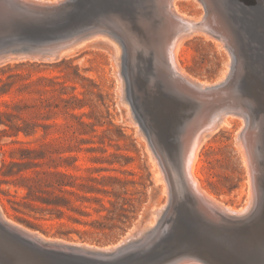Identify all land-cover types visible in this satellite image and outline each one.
<instances>
[{
    "label": "rangeland",
    "instance_id": "obj_1",
    "mask_svg": "<svg viewBox=\"0 0 264 264\" xmlns=\"http://www.w3.org/2000/svg\"><path fill=\"white\" fill-rule=\"evenodd\" d=\"M94 1L87 0L85 5ZM128 1H131V5ZM222 1H217L222 15L220 18L222 17L223 23L228 26L239 46L234 55L235 62L230 51L225 46L218 45L221 41L216 37L208 38L202 33H193L186 37L175 55L178 60L175 59L176 63L187 75L210 82V94L207 92L206 96L203 94L200 97L179 91L176 101L175 96L174 99L168 98V101L166 98L154 100V104L146 99V106L150 107L146 109L135 89L139 83L135 82L129 73L130 92L137 111L142 115L141 119L126 94L128 82L124 78L125 54L121 51L118 62L115 61L113 48L108 41L99 36L89 37L97 30L76 32V36L70 37V41L53 55L46 53L45 57L44 54L38 56L33 53L9 52L4 59H0V209L3 215L25 229L40 232L43 237L46 236V241L58 240L57 242L63 244L68 242L65 245L72 247L77 244V248L89 245L88 249H102L119 244L121 239L128 243L126 248L112 253L107 258L56 251L52 255L59 263L172 264L183 254L194 253L205 262L204 264L208 261L211 264H264V247L250 251L246 257H239V252L232 256L229 252V247L246 236L244 233L251 231L255 223L264 220V207L255 214L253 210L251 216L249 215L250 219L247 217L237 222L238 224L234 223L235 225L225 226L209 221L211 228L202 225L201 227L192 223L193 220L189 217L195 213L200 221H206L207 214L203 206L198 202L191 205L185 197L179 198L177 206L173 200L169 201L168 195L161 192L160 183L154 179V166L151 162L153 154L159 157L154 152L155 148L168 170L170 167L180 168L179 145L191 123L198 119L196 112L201 116L209 107L220 108V103L225 106L236 100V103L246 104L253 114L251 127L262 128L264 134V0ZM109 2L102 5L100 1L99 9L90 8V5L85 15L74 17L72 22L77 19L80 23L83 18V21L89 20L88 22L95 18L101 19L109 7L115 8L116 11L122 6L120 10L123 9V16L127 19L132 17V29L140 44L135 45V65L132 63L130 67V71L136 73L137 55L140 53L144 56L146 52H150L151 48L146 46L149 45L155 33L154 29L160 21L156 14V2ZM115 2H118V6ZM152 2L156 6L151 5ZM197 2L176 0L180 11L204 18L205 9ZM135 3L144 6L138 7ZM147 3H151L150 8ZM10 4L0 0V51L3 48L23 46L29 50L46 49L54 41L71 35L56 33L60 29L66 32L71 30L72 22L65 28L53 30L52 17H47L45 13L40 14L30 6H23L26 8L24 9L16 3ZM74 5V0H65L53 10V14L60 20H66L71 16ZM12 8L16 10L13 11ZM101 11L105 13L102 14ZM146 11L150 14L149 17H145L149 15ZM152 16H155L154 19ZM6 17L15 18L12 21L9 19L8 24ZM15 19L17 24L14 23ZM10 26L22 28L23 31L15 28V32ZM84 38L86 40L83 41ZM156 54L154 49V55ZM232 68L231 72L226 71ZM118 78H123V81ZM119 81L123 84L121 90ZM218 89L226 92L222 93ZM169 101L174 103L171 105ZM126 103L129 106H126ZM159 107L162 110H158ZM227 108L231 110L232 107ZM240 124V119L233 117L229 125L209 134L198 148L196 158L200 190L230 209L243 206L245 209L248 206V172H245L247 164L242 160L245 159L244 151L242 153V149H239L242 130ZM172 145L177 146L175 151ZM257 167L255 177L257 183H260L257 184L260 189L264 181L262 156H258ZM185 189V192L191 195L186 185ZM185 192L181 191V194L184 195ZM153 210H159L160 214L154 220L155 224L146 231L143 229L144 222L152 218ZM141 225L142 227H139ZM237 226L242 228L239 230ZM140 231L148 233L142 234ZM23 243L21 244L24 245ZM53 248L56 247L51 249ZM174 248L177 254L172 253ZM9 256L0 253V262L27 264L26 258L22 261L17 260L11 253Z\"/></svg>",
    "mask_w": 264,
    "mask_h": 264
},
{
    "label": "bare ground",
    "instance_id": "obj_2",
    "mask_svg": "<svg viewBox=\"0 0 264 264\" xmlns=\"http://www.w3.org/2000/svg\"><path fill=\"white\" fill-rule=\"evenodd\" d=\"M1 1H4V2L6 1L7 4L8 3L9 4L10 3H12V4L16 3L18 7H19V5H21L22 7L25 6V7H28V8L30 6L34 10H37L40 14L41 13H45V15L47 17L48 16L50 18L52 17L53 23H51V24L54 25V27H52V26L51 27L53 28V30H55V29L57 30V28L59 29V28H65V27L69 26V22H72L73 21L72 19L74 17L79 16V15H81V16L85 15L87 13V10H89L88 8L90 7V5H92L90 8L99 9L100 6L98 5V3L100 1H101L102 5H104L103 3L109 2V1H112V0H95L91 4L89 2V4H87V5H85L87 3V0H74L75 1L74 10H73V12L70 13L71 16L68 17L66 20H60L58 17H56L53 14V10L57 6H59L62 2H64L65 0H1ZM85 1H86V3H85ZM142 1H145V0H142ZM197 1H198L197 3L201 4L204 7V9H205V17L204 18H198V17L190 16V15L185 14L184 12L180 11L179 7H178V5L176 3V0H155L156 5H157V7H156L157 8V13L156 12L155 13L158 14L160 21H159L158 25L155 22V24L157 25L156 29H154L155 33H154L153 37H151V39L149 41V45L146 46L147 48H151L150 52H146V55L143 52L144 56H141L140 53H139V56L137 55V57H138V59H137L138 60V63H137L138 72H136V73L135 72L132 73L130 71V67H131L132 63L134 64V62H133V59H134L133 58V51H134L135 45L138 44V42H137V37L138 36L136 37V34H135L134 30L132 29L133 28V21L130 20L132 17L130 19H127V17L123 16V12H122L123 9H122V11L120 10L122 6H119L120 9L117 7L118 9H116V11L114 10L115 8L109 7L108 11L106 10V14L102 15L101 19H98V18L96 19L95 18L91 22H88L89 20L88 21H85V20L83 21L84 18L80 19V17H78L80 19V23H79V22L76 21L77 19L76 20L74 19V23L72 22L71 23L72 25H70V26H73V27H71L72 28L71 30L69 29V31L66 32V31H62L60 29L56 33V34H59V35H70V34L71 35L68 36V37H65L63 39H58V40L54 41L53 43L48 45V47H46V49H39V48L38 49H31L30 48V50H29L28 47H26V46H23V48H22L21 47L22 45L21 46L19 45V47H21V48H18V47L17 48H9V49L8 48H6V49L3 48L0 51V59L1 58L4 59V56L6 55V53H9V52H21V53H29V54L33 53L34 55H38V56L44 54L45 57H46V53L53 55L57 51H59L62 47H64L67 42L70 41V37L71 38L75 37L76 36L75 35L76 32H80V31H83V30H97V32H95L93 34L91 33L92 35H90V36L88 35V36L89 37H91V36H99V38H102V39H105L106 41H108L111 44L112 48H113L114 60L115 61L119 60L118 58H119V55H120L121 51H123L124 54H125L124 56H125V59H126V64H125V70L126 71H125L124 78H125V81L128 82V84H127V86H128L127 89L128 90H126V87H125V90H126V94L128 95L127 96L128 99H129L128 101H130L132 103L134 111H136V113L140 117L139 119H141L142 115L140 116L139 112L137 111V109L135 107V104H134V100H133L131 92H130V84H131L129 82V75L130 74H132L133 80L135 82L139 83V85L137 84L135 89H137V92L140 95L141 102H142V104L144 105V107L146 109L150 108V107L146 106V103H147L146 99L149 102H152L154 104V100L155 101L156 100L159 101L161 99H165L166 98V100L168 101V98L171 97V98L174 99V96H175L174 100L176 101V98L178 97V92L179 91H183V92H186V93H189V94H193V95H197V96H200V95L203 96V94L206 96V93L209 92V88H211L210 82L198 80V79H195V78L191 77V75H187L186 73H184L185 71L183 72L182 67L180 68L179 65H177L178 63H176L177 59H176L175 55L177 54L179 47L181 46L183 40L186 37H189L193 33H199V34L202 33V35L204 34L208 38H210L209 36H211V37L214 36L218 40L221 41V42H218V45H220V46L223 45V47L225 46V48L230 51V54H231L232 59L234 61V55L236 54V50H237V48L239 46H238V43H237L236 39L231 35V32L228 29V26H226L224 24L225 22L223 23L222 17L220 18V16H222V15H221L220 9L218 7L219 4H217V3H219V2H217L218 0L217 1H215V0H197ZM118 2H120V1H118ZM118 2H115V4L118 3ZM128 2L130 3L131 1H128ZM222 2H224V1H222ZM112 3H114V2H112ZM149 4H151V3H149ZM130 5H131V3H130ZM151 5H155V4L153 3ZM1 6H3V4ZM14 6H16V5H14ZM123 6L125 7V4ZM136 6L140 7L139 4L138 5L136 4ZM142 6H144V5H142ZM8 7H10V6H8ZM107 7H108V5H107ZM148 7L150 8L151 6L149 5ZM10 8H9V10H10ZM144 8H146V5H145ZM2 9H4V8H2ZM24 9H26V8H24ZM102 9L103 8H101V10ZM127 9H128V7H127ZM131 9H132V7H131ZM231 9L234 10L233 8H231ZM5 10H6V8H5ZM9 10H8V12H9ZM12 10H13V8H12ZM15 10H13V11H15ZM142 10H144V9H142ZM145 10L148 11L149 9H145ZM152 10H151V12H153ZM147 11H146V13H147ZM2 12H1V15H2ZM27 12H25V13H27ZM102 12L103 11H101V13ZM130 12H131V10H130ZM135 12H133V14ZM137 12L139 13L138 10H137ZM39 13H38V15H39ZM88 13H89V11H88ZM103 13H105V12H103ZM141 13H143V12H141ZM20 14H22V13H20ZM33 14L34 13H32V15ZM36 14H37V12H36ZM135 14L137 15V13H135ZM148 14L149 13H147V15ZM9 15H7V16H9ZM201 15L203 16V14H201ZM100 16H101V14H100ZM149 16H150V14L148 16H145V17H149ZM0 17H2V16H0ZM85 17H87V16H85ZM140 17H142V16H140ZM145 17H144V19H145ZM153 17H155V16H152V18ZM13 18H15V17H13ZM13 18L9 17V19H11V21H12ZM4 19H5V16H4L3 20ZM9 19H8V24L10 22ZM20 19H19V21H20ZM24 19H22V20L24 21ZM46 19H49V18H46ZM153 19L151 21H153ZM31 20L32 19H30V21ZM134 20H136V19H134ZM14 21H15L14 23H16V19ZM33 21H34V19H33ZM40 21H41V19H40ZM142 21H145V20H142ZM3 22H5V21H3ZM5 23H7V22H5ZM47 23H46V25H47ZM153 23H154V21H153ZM27 24H26V27H28ZM49 24L50 23H48V25ZM144 25H146L145 22H144ZM230 25H231V23H230ZM13 26L12 27L10 26V27L13 29L14 28ZM29 26H31V25H29ZM149 27H150V25H149ZM15 28H14V30L16 32L17 28L16 29ZM136 28H137V26H136ZM7 29H8V27H7ZM19 29H22V28H18L17 30H19ZM33 29H31V31ZM146 29H147V26H146ZM9 30H11V29L9 28ZM142 30H143V28H142ZM22 31H23V29H22ZM24 31H25V29H24ZM36 31H37V28H36ZM3 32L5 33V30ZM49 32H50V30H49ZM49 32H46V33L50 34L51 32L50 33ZM89 32H92V31H89ZM144 32H145V30H144ZM26 34H28V32ZM26 34H24V35H26ZM151 35L152 34H150V36ZM47 36H49V35H47ZM147 37H148V34H147ZM86 38L89 39L87 36H86ZM2 39H4V37H2ZM5 39H7V38H5ZM263 39H264V37H263ZM84 40H86V39L84 38L83 41ZM83 41H81V42H83ZM20 43H22V41ZM78 44H80V43H78ZM138 45H140V44H138ZM15 46H16V44H15ZM154 49L157 51L156 55H154ZM229 51H227V53H229ZM139 52H140V50H139ZM147 53H148V55H147ZM235 58H236V56H235ZM120 59H121V57H120ZM14 60H16V59H14ZM0 63H1V61H0ZM232 64H231V67L234 65V64L233 65ZM226 67L228 69L230 67V64H229V67L228 66H226ZM231 70H233V68L230 69V70H226V71H230L231 72ZM238 71H240V70H238ZM239 74H240V72H239ZM118 79L120 81L121 80L123 81V78L122 79L118 78ZM226 79H227V77H226ZM237 80H238V78H237ZM120 81H119V84H120L119 85V90H121V88H122L121 86L123 85L122 83H120ZM222 82H223V80H222ZM214 84H216V83H214ZM222 85H224V84H222ZM222 85H220V86H222ZM213 87H215V86H213ZM227 87H229V86H227ZM219 91H221V90H219ZM225 92H222V93H225ZM209 94H210V92H209ZM193 95H190V96H193ZM206 98H208V96ZM215 98H214V101H215ZM219 99H220V97H219ZM237 100H238V98H237ZM224 101H226V100H224ZM235 101H234L235 104L232 103V104H226L225 106H222V104L220 103L221 102V100H220V102H219L220 103V108L213 107V108L210 109L209 106L211 104H209V106L207 105L209 107V110L204 111L205 110V108H204L203 109L204 112H203V114L201 116H199L198 112H196L198 119L191 123L190 128L186 132L184 138L181 141V144L179 145V153H180V155H179V165H180V168H178L179 166H177L175 169L170 167L169 170H168L166 168L164 160L158 154V152L156 151L155 148H154V152H156V154L159 157L157 158L156 155H154L152 153L153 154V161H151V162H153L152 165L154 166V170H153L154 171V179H155L156 182L160 183L161 192L164 193L165 195L166 194L168 195L169 201L173 200V202L175 203V206H177V205H179L178 204L179 203L178 202L179 198L182 199L183 197H185L188 200L189 204L193 205L194 202H196V203L198 202L199 204H201L203 206V210L207 214V220L206 221L205 220L204 221H200L199 218H198V215H196L195 213H192L190 215V217H189V218H191L193 220L192 223L199 224V226L202 225V226H208L207 228H211L209 221L211 223H222L225 226L226 225L229 226L230 224H234V223L240 222L242 219L243 220L246 219L247 217H249V215L251 214V212L253 210H254L253 214H255V213H258L264 207V181L262 183L263 184L262 187L259 189L257 184H260V183H257L256 177H255V174L257 173V168H258L257 167L258 156H262L263 159H264V134L262 133V128L256 129L255 127H251L252 115L253 114L250 111V109L248 108V106L246 104L241 103V102L236 103ZM121 102H122V100H121ZM232 102H233V100H232ZM242 102H244V101H242ZM169 103L172 105V103H174V101L173 102L169 101ZM202 103H204V102H202ZM226 103H228V102L226 101ZM127 104L128 103H126V106H129ZM190 104H192V103H190ZM216 104H218V103H216ZM158 106H160V104ZM155 107H157V106H155ZM163 107H165V105H163ZM227 107H232V108H230L231 110H228L229 108H227ZM127 108H129V107H127ZM127 108H126V110H127ZM160 108L161 107H159L158 110H160ZM161 110H162V108H161ZM128 111H129V109H128ZM200 112H202V110ZM126 114L128 115V113H126ZM157 117H160V116H157ZM193 117H192V119H193ZM233 117L239 118L240 122H241V124H240L241 127H242V130L240 132L241 148H239V149H242V150H240V152L242 151V153L244 151L245 159H242V160H243V162L246 161L245 163L247 164V168H245V169H247V171L245 170V172H248L246 174L247 175L246 177H248L247 178L248 189H247V198H246V199H248L247 200L248 201V206H247V208L245 207V209H243L244 206L242 208H239V209H233V208L230 209L228 206H222L223 204L221 202H217L212 197L206 196L204 191H201L202 189L200 190V187L198 185V179H197L198 178V174H197V171H196V158H197L198 148L200 147L202 142L205 140V138L209 134H211L212 132L220 129L222 126L229 125ZM194 118H196V117H194ZM147 128H148V126H147ZM235 137H236V135H235ZM238 139H237V143L239 141ZM152 146H153V144H152ZM172 147H173L174 151H175V149H177L176 145H172ZM172 147H170V148L172 149ZM150 153H151V151H150ZM150 156H151V154H150ZM148 157H149V154H148ZM159 160H160V165H159ZM258 178L259 177H257V179ZM185 185L188 187V189L190 191L189 193H191V195L188 194L187 191L185 192V190H186L185 189ZM181 191H184L185 194L182 195ZM162 206H159V207H162ZM241 210H243V211H241ZM151 212H152V218L150 220L144 222L143 229H146V231L150 230V227L153 225V223L155 224L154 220L156 219V217L158 218L157 215L160 214L159 210L158 211L157 210H153ZM193 214H195L194 217H193ZM249 219H250V217H249ZM9 220L6 218V216L3 215V213H2V211L0 209V232L6 234L12 240L11 243H7V244L0 243V253L2 255H5L6 257H10L9 253H11V254L15 255L17 260L18 259L22 260V259L26 258L25 260H27L26 261L27 264H62V263H59L55 259V257H53V255H52V253H54L56 251H67V252H69L71 254H78V255L81 254V255H84V256L92 257V258H107L112 253H115V252H117L118 250H120V249H122L124 247L126 248L127 244H128V243L124 242L123 239H121V241L123 240L122 243H120L121 242L120 241L119 244H117V245H114V246H111V247L109 246L107 248H104V247L102 248L101 247L102 249H99L100 247H98V249H95V248L93 249V248L89 247L90 249H88L87 246H89V245H86L87 248L86 247L84 248L83 246H85V245L82 246L81 244H80L82 246L81 248H77L76 247L77 244L76 245L73 244V246H75V247H72L71 245L70 246L69 245H65V244H68V242L63 244L61 242H57L58 240L57 241L56 240H52L51 237L50 238H51L52 241H46L45 240L46 238H44L46 236L43 237L40 234V232L38 233V232H33L31 230H28L27 228L25 229L24 227H21L22 225L19 226L18 224H15L14 222H11L12 220H10V221ZM240 225H242V224H240ZM139 227H142V225L139 226ZM196 227H197V225H196ZM240 227H238L239 230H240ZM146 231H140V232L142 234H145ZM234 232H235V230H234ZM130 234H131V232H130ZM244 234L246 236L244 238H242V240L237 241L232 247H229V249H230L229 252L231 253L232 256L233 255H237V252H239L238 253L239 257L240 256L241 257H246V255L250 251H252V250H254L256 248L258 249V248H263L264 247V220L261 221V222L255 223L254 226L251 228V231H249L248 233H244ZM244 234H242V236ZM47 240H48V238H47ZM53 241H56V242H53ZM23 242H25L26 244H24ZM128 242H129V240H128ZM21 243H23L24 245H22ZM26 247L29 248V249H26ZM52 247L64 248V250L63 249H56V248L51 249ZM93 247H95V246H93ZM175 252H176V249L174 248V250H172V253H175ZM175 254H177V253H175ZM42 256H44V257H42ZM43 258H45L47 260H45ZM204 263L205 262L203 260H201L199 258V256H197L196 254L188 253V254H185V255L183 254L182 256H180L172 264H204ZM1 264H3V263H1ZM207 264H211V263L208 261Z\"/></svg>",
    "mask_w": 264,
    "mask_h": 264
},
{
    "label": "water",
    "instance_id": "obj_3",
    "mask_svg": "<svg viewBox=\"0 0 264 264\" xmlns=\"http://www.w3.org/2000/svg\"><path fill=\"white\" fill-rule=\"evenodd\" d=\"M11 239L4 233L0 232V243L2 244H7L11 243Z\"/></svg>",
    "mask_w": 264,
    "mask_h": 264
}]
</instances>
